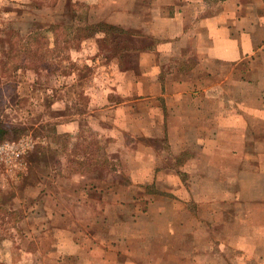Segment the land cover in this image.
I'll return each instance as SVG.
<instances>
[{
  "label": "crops",
  "instance_id": "obj_1",
  "mask_svg": "<svg viewBox=\"0 0 264 264\" xmlns=\"http://www.w3.org/2000/svg\"><path fill=\"white\" fill-rule=\"evenodd\" d=\"M66 6L55 0L43 9ZM74 7L135 33L139 43L136 66L109 63L112 77L92 103L112 116L101 120L129 123L112 134L111 150L126 148L127 135L156 144L131 148L134 160L116 182L120 194L103 207L108 229L97 240L124 245L115 264H264L257 180L264 173V0H74ZM108 181L92 186L109 193Z\"/></svg>",
  "mask_w": 264,
  "mask_h": 264
},
{
  "label": "rangeland",
  "instance_id": "obj_2",
  "mask_svg": "<svg viewBox=\"0 0 264 264\" xmlns=\"http://www.w3.org/2000/svg\"><path fill=\"white\" fill-rule=\"evenodd\" d=\"M0 1V123L10 128L0 143L13 147L0 153V264H115L124 245L112 241L105 247L96 237L108 229L101 222L103 207L120 194L116 182L129 172L131 148L155 141L127 135L121 142L126 148L111 150L118 140L112 134L129 123L101 120L110 112L92 104L101 101V86L112 77L108 64H115L98 43L86 39L68 50L60 69L44 67L42 60L53 62L61 53L45 39L37 43L32 33L66 9H43L55 0H23L26 6H18L22 0ZM34 50L38 56H30ZM52 51L53 58L45 54ZM68 122L76 131H65ZM105 179L112 185L100 194L92 182L106 186Z\"/></svg>",
  "mask_w": 264,
  "mask_h": 264
},
{
  "label": "trees",
  "instance_id": "obj_3",
  "mask_svg": "<svg viewBox=\"0 0 264 264\" xmlns=\"http://www.w3.org/2000/svg\"><path fill=\"white\" fill-rule=\"evenodd\" d=\"M68 1L62 22L48 25L44 30L32 33L33 40L37 42L40 39H45L50 47L58 49L61 53L60 56H57L58 58L55 57L56 60L53 62L49 61L46 63V61L43 62L42 60L41 62L45 68L60 69L62 62L70 58L68 50L81 48L83 42L92 37H98L99 47L107 52L105 56L114 61L121 70H129L136 66L138 59L136 51L139 50V43L137 41L134 42L133 35L135 33L104 22H93L90 20L88 7L85 11L80 12L74 7L73 0ZM35 5L36 7L38 6L37 4ZM43 45L44 42L40 44V46ZM46 53L47 56L49 53L53 58L55 52ZM30 56H38L37 50H34V53ZM70 64L75 65V62L70 61ZM66 68L68 67H63L64 70ZM9 130V127L0 123V140L6 137Z\"/></svg>",
  "mask_w": 264,
  "mask_h": 264
},
{
  "label": "built area",
  "instance_id": "obj_4",
  "mask_svg": "<svg viewBox=\"0 0 264 264\" xmlns=\"http://www.w3.org/2000/svg\"><path fill=\"white\" fill-rule=\"evenodd\" d=\"M6 147H9L13 151V147L11 145L5 144V143H0V153H2Z\"/></svg>",
  "mask_w": 264,
  "mask_h": 264
}]
</instances>
